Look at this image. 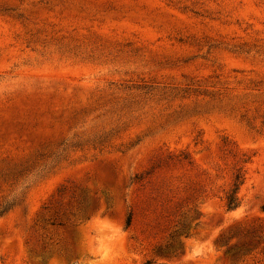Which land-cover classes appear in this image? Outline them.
Returning a JSON list of instances; mask_svg holds the SVG:
<instances>
[{
	"label": "rangeland",
	"instance_id": "1",
	"mask_svg": "<svg viewBox=\"0 0 264 264\" xmlns=\"http://www.w3.org/2000/svg\"><path fill=\"white\" fill-rule=\"evenodd\" d=\"M0 264H264V0H0Z\"/></svg>",
	"mask_w": 264,
	"mask_h": 264
},
{
	"label": "clouds",
	"instance_id": "2",
	"mask_svg": "<svg viewBox=\"0 0 264 264\" xmlns=\"http://www.w3.org/2000/svg\"><path fill=\"white\" fill-rule=\"evenodd\" d=\"M91 228L97 233L94 239L98 241L99 247L95 250L103 253L105 256L110 250L111 242L122 236L120 227L107 218H93Z\"/></svg>",
	"mask_w": 264,
	"mask_h": 264
},
{
	"label": "trees",
	"instance_id": "3",
	"mask_svg": "<svg viewBox=\"0 0 264 264\" xmlns=\"http://www.w3.org/2000/svg\"><path fill=\"white\" fill-rule=\"evenodd\" d=\"M235 206H236V198L233 195H229L228 198H227V207L228 208H233ZM130 222H131V216H130V214H128L126 216L125 223H126V225H129Z\"/></svg>",
	"mask_w": 264,
	"mask_h": 264
}]
</instances>
